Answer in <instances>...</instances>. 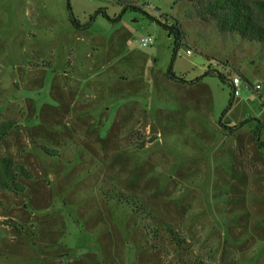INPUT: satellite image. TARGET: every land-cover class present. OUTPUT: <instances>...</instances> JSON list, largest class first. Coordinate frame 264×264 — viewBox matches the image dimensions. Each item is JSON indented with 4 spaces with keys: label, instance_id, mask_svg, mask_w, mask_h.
<instances>
[{
    "label": "rangeland",
    "instance_id": "1",
    "mask_svg": "<svg viewBox=\"0 0 264 264\" xmlns=\"http://www.w3.org/2000/svg\"><path fill=\"white\" fill-rule=\"evenodd\" d=\"M8 120L0 264H264V42L187 0H0Z\"/></svg>",
    "mask_w": 264,
    "mask_h": 264
},
{
    "label": "trees",
    "instance_id": "2",
    "mask_svg": "<svg viewBox=\"0 0 264 264\" xmlns=\"http://www.w3.org/2000/svg\"><path fill=\"white\" fill-rule=\"evenodd\" d=\"M182 1V0H177ZM192 3L196 18L206 20L212 18L220 32H230L240 35L249 41L264 42V0H187ZM158 23L169 34L176 35V45L182 38L177 23L167 26ZM16 127L14 120L0 122V143ZM48 154L47 150H44ZM31 180L32 172L23 164L15 163L9 156L0 158V191L22 193L26 187L19 179ZM169 234L172 227L166 225ZM195 264H201L195 262Z\"/></svg>",
    "mask_w": 264,
    "mask_h": 264
},
{
    "label": "built area",
    "instance_id": "3",
    "mask_svg": "<svg viewBox=\"0 0 264 264\" xmlns=\"http://www.w3.org/2000/svg\"><path fill=\"white\" fill-rule=\"evenodd\" d=\"M152 41H153L152 37H146V38H143V39H141V41H140V46H141V47H146V46L152 44ZM240 82H241V80H240V78L237 77V76H234V77L230 80V86H231V88H232V96H233V97L239 95V90H238V88H239ZM258 88H259V87L256 86V89H258Z\"/></svg>",
    "mask_w": 264,
    "mask_h": 264
}]
</instances>
